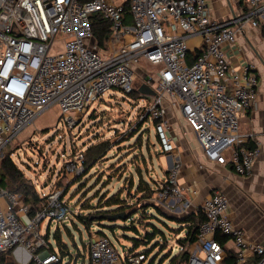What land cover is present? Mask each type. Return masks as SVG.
Returning <instances> with one entry per match:
<instances>
[{"label": "built area", "instance_id": "2783aa9c", "mask_svg": "<svg viewBox=\"0 0 264 264\" xmlns=\"http://www.w3.org/2000/svg\"><path fill=\"white\" fill-rule=\"evenodd\" d=\"M241 1L245 9L223 21L212 18L207 0H0V161L5 146L47 109L55 107L72 128L105 93L132 92L143 60L158 69L142 74L155 95L140 118L153 122L163 150L172 151L169 111L178 109L208 161L249 175L260 147L252 132H239V116L254 107L259 78L252 63L233 65L227 50L245 25H260L264 0ZM94 15L108 23L106 47L93 35ZM190 39L199 41L192 51ZM180 165L174 162L162 177L156 199L179 203L185 212L192 203L179 181ZM64 168L82 174V154ZM199 209L205 219L186 264H227L228 250L218 236L234 244L230 264H264V241L252 240L234 223L226 193L213 191ZM70 211L56 189L30 214L21 194L0 181V257L21 248L29 255L24 264H57L40 225L46 219L59 223ZM121 250L106 234L95 235L88 240L89 264H141L140 256Z\"/></svg>", "mask_w": 264, "mask_h": 264}, {"label": "rangeland", "instance_id": "374dc122", "mask_svg": "<svg viewBox=\"0 0 264 264\" xmlns=\"http://www.w3.org/2000/svg\"><path fill=\"white\" fill-rule=\"evenodd\" d=\"M232 15L229 8H225L219 10L218 18H231ZM263 27L264 24L260 29ZM137 68L139 72L135 71L133 75L134 93H105L90 105L79 123L72 128H67L59 120L57 109L51 107L3 150L4 157L10 155L25 183L32 185L41 197L59 189L63 200L69 204L71 211L61 222L46 219L40 225L41 235L52 245L55 232L61 231L62 239L67 243L69 250V254L62 258L61 264H88L89 256L83 241L88 243L90 235L98 231L101 224L94 222L87 230L80 224L76 215L85 214L86 210H97L96 207L113 194H120L126 204H129L125 211L132 213V219L138 229L136 234L131 231L123 232L118 227L129 225L130 220L125 224L119 219L112 222L101 221L102 224L115 228L114 231L104 229V233L119 253L122 254L120 246L124 245L129 254L140 256L141 264H169L175 254L182 250L178 243L185 230L172 220L187 215L188 211H179V203L158 202L156 192L154 197L143 199V193L136 191L140 174L142 179L155 188V184L164 174L167 156L172 152L163 150L153 122L146 118L140 119L143 115L142 109L148 105L146 96L139 92L141 85L146 83L142 74H154L158 68L143 60L139 61ZM101 140L109 142L105 157L77 177L66 173L64 167L68 159L76 154L80 155L90 144ZM193 144H198V141L193 139ZM4 181L5 187L15 192L16 186L11 185L7 177ZM225 193L228 194L227 190ZM153 203L159 206L158 209L163 214L146 208L154 206ZM153 231L157 232L152 238L145 236L147 232L152 234ZM132 237L141 240L136 248H132ZM75 244L77 248L74 247ZM185 246L187 245H184L183 249L187 250L188 247Z\"/></svg>", "mask_w": 264, "mask_h": 264}, {"label": "crops", "instance_id": "0c3cea01", "mask_svg": "<svg viewBox=\"0 0 264 264\" xmlns=\"http://www.w3.org/2000/svg\"><path fill=\"white\" fill-rule=\"evenodd\" d=\"M207 4L211 10L212 18L223 21L230 18L227 16L224 19L218 18L219 10L229 8L232 14H237L245 9L241 0H207ZM262 24H264V19L256 28L245 25V30L238 36L237 44L227 50L233 65L248 61L254 65L259 78V90L254 107L249 111L242 112L239 116V132H252L260 147V154L251 173L247 176H240L234 173L230 166L208 161L203 155L200 143L193 144V139H196L194 132L188 127L178 109L172 108L169 111L171 128L167 133L172 152L170 156H167L166 168L162 175H166L174 162L181 164L179 181L188 188L186 197L192 203L190 210L199 208L203 199L213 191L219 190L225 193L227 190L231 219L236 225L243 228L252 240L258 242L264 241V36L261 33L264 27L260 29ZM198 43L197 39H190L188 47L193 49ZM100 45L106 47L105 40ZM143 85L154 91L150 84ZM144 96L149 101L152 95L145 93ZM190 190H195L196 193H192ZM98 234L101 232H93L90 239ZM225 246L229 254L225 263L228 261L227 264H230L233 262L235 247L229 239L225 240ZM4 259L9 264H24L29 260V255L21 248H13L5 255ZM61 263L60 259L57 264ZM251 263L252 261H248L245 264Z\"/></svg>", "mask_w": 264, "mask_h": 264}, {"label": "trees", "instance_id": "16d2710c", "mask_svg": "<svg viewBox=\"0 0 264 264\" xmlns=\"http://www.w3.org/2000/svg\"><path fill=\"white\" fill-rule=\"evenodd\" d=\"M92 31L98 43L103 44L104 40L106 41V38L108 36V23L101 16L94 15L92 17ZM261 33L264 36V28L261 30ZM134 92L135 90L133 89V91L128 94H132ZM142 111L144 110L142 109ZM143 118L150 120L148 116H144ZM143 118H140V119H143ZM108 149H109L108 140H101L96 143L90 144L85 149V152L83 151L81 153L84 159V172L86 170L93 168L100 159L105 157ZM0 172L2 174L1 183L4 186H6L4 182V178L7 177L9 179L10 184L13 186H16L15 192H19L21 196L23 197L24 202L29 206V213L30 214L34 213V211L39 208L42 197L38 194L37 191H34V187L32 185L25 183L24 179L22 178L21 172L16 167V165L13 163L9 155L2 158L0 162ZM161 181H162V178H160V181H157V183L155 184V188L153 189L149 185V182L142 179L141 174H140L138 176L136 191L143 193L142 195L143 199L147 197H151V196L154 197L153 195L155 194V192L157 193ZM119 195L120 194H113L109 196L102 205H99L96 207L97 210L93 212L86 210L85 214L79 213L76 215V218L78 219L81 225L87 228V230L91 228L92 223L94 222L101 224V226L98 227L99 230L97 232H101V234H103L104 229L109 228L112 231L115 230V228L111 227L112 225H104L101 223V221H106L104 216L111 215V214H117V213H123L126 218L120 219V221L125 224L127 220H130V224L129 225H126V224L119 225L118 227L122 229L123 232L131 231V232L138 234V229L136 228L135 222L132 219V213H126L125 211L126 206H129V204H126L125 202L126 200L121 198ZM153 204L154 206H147L146 208L147 209L152 208L160 212V210L158 209L159 206L155 203ZM160 214H163V213L160 212ZM176 218L177 219H173L172 221H174L175 223H178L179 226H183V229L185 230V234L181 239H179V243H178L180 247L182 248V250L178 251L177 254H175V256L171 259L169 264H182V263L186 264L187 257H188V250L191 244L195 241L198 229L201 223L204 221L205 217L202 211L199 208H197L193 210H188L187 215H182V217H179V218L176 217ZM156 232L157 231H153L152 234L147 232L145 236L148 238H152V236H154ZM218 238L222 242H225L226 240L225 237L218 236ZM131 240L133 242L132 248H136L140 245L139 242H141V240L137 239L136 237H132ZM53 241H54V245L50 243L52 245V246L50 245V249L53 252H57L59 259H62L65 256V254H69L67 243L63 241L61 231L57 230L55 232ZM184 245H187L185 246V248L188 247L187 250L183 249ZM83 246H84V249H87L86 246H88V243L83 241ZM74 247L77 248V245L75 244ZM3 259H4V256H1L0 260H3ZM227 263L229 262L227 261Z\"/></svg>", "mask_w": 264, "mask_h": 264}, {"label": "water", "instance_id": "95a60500", "mask_svg": "<svg viewBox=\"0 0 264 264\" xmlns=\"http://www.w3.org/2000/svg\"><path fill=\"white\" fill-rule=\"evenodd\" d=\"M139 92L142 94L148 93L150 95H155V92L148 89L146 85H141L139 88ZM104 218L108 221H114V220H120V219H125V215L123 213H117V214H111V215H105ZM124 245H121V248L123 249Z\"/></svg>", "mask_w": 264, "mask_h": 264}]
</instances>
